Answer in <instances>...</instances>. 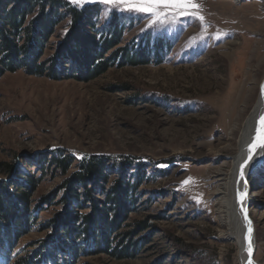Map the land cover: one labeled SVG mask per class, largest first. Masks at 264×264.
<instances>
[{
	"label": "rangeland",
	"instance_id": "rangeland-1",
	"mask_svg": "<svg viewBox=\"0 0 264 264\" xmlns=\"http://www.w3.org/2000/svg\"><path fill=\"white\" fill-rule=\"evenodd\" d=\"M197 2L203 22L192 16L154 22L149 14L99 0L72 3L97 4L100 30L118 19L125 29L118 48L134 47L135 53L146 41L152 49L164 40L171 49L149 53V64L119 63L95 75L69 60L57 71L60 79L21 70L0 77V179H6L7 165L42 177L32 197L31 210L40 207L33 227L6 264L25 257L33 264H237L235 244L220 237L216 171L228 175L235 153L228 145L232 122L253 106L264 80V0ZM68 24L65 19L57 28L41 63L57 55ZM55 154L75 159L71 172L81 158L99 155L125 157L136 165L129 177L140 168L150 177L122 229L146 227L131 258L62 252L48 257L58 252L56 219L68 205L57 204L66 192L65 177L48 164ZM37 163L44 170L32 166ZM110 170L114 182L120 174ZM244 182L256 229L255 260L264 264V164Z\"/></svg>",
	"mask_w": 264,
	"mask_h": 264
},
{
	"label": "trees",
	"instance_id": "trees-1",
	"mask_svg": "<svg viewBox=\"0 0 264 264\" xmlns=\"http://www.w3.org/2000/svg\"><path fill=\"white\" fill-rule=\"evenodd\" d=\"M98 14L97 4L79 8L68 0H0V77L21 70L33 76H43L48 71V77L60 79L57 71L69 60L95 75L119 63L121 66L149 64V53L171 49L164 40L157 41L154 49L146 41L135 53L134 47L118 48L124 26H119L114 18L108 29L100 30L96 24ZM65 19L69 22L68 30L57 55L41 63L48 42ZM156 57H159L157 53ZM156 60L161 64L160 57ZM74 162L73 157L55 154L48 163L65 177L62 191L66 194L57 204L68 205L56 219L58 232L63 235L56 240L58 252L53 249L47 256L51 258L54 253L62 252L76 256L105 254L116 260L131 258L136 237L146 227L139 223L130 233L122 229L128 215L137 211L141 200L138 191L150 177L145 178L142 168L135 178L129 177L130 169L136 165L125 157L86 156L78 161L77 170L71 172ZM32 166L44 170L39 163ZM111 168L120 174L114 182L109 174ZM20 170L7 165L3 173L6 179H0V264L14 260L12 253L19 240L31 231L40 208L31 210L32 197L42 177L36 179ZM53 201L47 200L46 204L56 205ZM84 210L89 211L82 213ZM13 264L33 263L25 257Z\"/></svg>",
	"mask_w": 264,
	"mask_h": 264
},
{
	"label": "bare ground",
	"instance_id": "bare-ground-1",
	"mask_svg": "<svg viewBox=\"0 0 264 264\" xmlns=\"http://www.w3.org/2000/svg\"><path fill=\"white\" fill-rule=\"evenodd\" d=\"M259 89L256 101L250 109L240 111L237 118L232 122V138L229 146H232L235 153L230 157L228 175L222 169L216 171V179L219 182L215 190L218 198L217 215L219 219L220 237L236 247L237 264H250L248 252V221L245 220V212L248 220L251 221V247L253 257L251 264H259L255 260L257 250L256 229L250 215V190L245 186V178L248 174L257 170L264 164V148H257L248 161L249 145L253 142L258 128L259 119L264 116V80ZM234 140V144H233ZM225 149H228L226 146ZM247 162V166H245ZM243 169V176L241 170ZM243 194V199L241 195ZM243 209V211H242ZM224 241V240H222ZM232 247V246H231Z\"/></svg>",
	"mask_w": 264,
	"mask_h": 264
},
{
	"label": "snow or ice",
	"instance_id": "snow-or-ice-1",
	"mask_svg": "<svg viewBox=\"0 0 264 264\" xmlns=\"http://www.w3.org/2000/svg\"><path fill=\"white\" fill-rule=\"evenodd\" d=\"M88 0H72V3L82 6ZM100 3L115 6L119 10H129L137 13L149 14L153 21H157L161 18H167L172 16L173 18L180 16H192L204 21L203 15L200 14V4L197 0H99ZM259 126L256 129V134L253 142L249 145L248 161L252 160L253 154L257 148H264V116H261L258 122ZM247 166V162L245 164ZM241 176H243V169L241 170ZM190 181H185L189 183ZM243 199V194L241 195ZM243 211V209H242ZM245 220L248 221V252L251 255V221L248 220L247 213L245 212ZM251 264V262H250Z\"/></svg>",
	"mask_w": 264,
	"mask_h": 264
},
{
	"label": "water",
	"instance_id": "water-1",
	"mask_svg": "<svg viewBox=\"0 0 264 264\" xmlns=\"http://www.w3.org/2000/svg\"><path fill=\"white\" fill-rule=\"evenodd\" d=\"M252 230V229H251ZM253 251H251V255H249V260H251V262H252V257H253Z\"/></svg>",
	"mask_w": 264,
	"mask_h": 264
}]
</instances>
